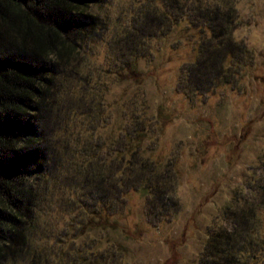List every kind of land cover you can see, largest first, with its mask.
Listing matches in <instances>:
<instances>
[{
  "label": "rangeland",
  "instance_id": "1",
  "mask_svg": "<svg viewBox=\"0 0 264 264\" xmlns=\"http://www.w3.org/2000/svg\"><path fill=\"white\" fill-rule=\"evenodd\" d=\"M99 1L92 10L107 26L92 41L87 61L94 80L98 70L103 74L107 119L101 130L116 135L120 125L134 123L135 112L146 114L152 121L138 124L141 143L144 154L157 159L158 186L166 194L157 199L132 191L115 222L85 224L87 216L68 192L54 190L34 218L39 243L54 244L58 252L45 264L74 263L79 247L89 264H201L212 229L226 223L227 207L256 204L264 187V0H217L234 4L223 10L235 26L218 36L186 21L158 27L147 38L150 51L138 59L136 79L117 75L114 60L119 50L127 54L124 33L148 0ZM149 29L140 28L144 34ZM199 42L209 59L186 74ZM77 66L87 70L79 60ZM195 86L202 94H192ZM142 174L140 182L149 176Z\"/></svg>",
  "mask_w": 264,
  "mask_h": 264
},
{
  "label": "trees",
  "instance_id": "2",
  "mask_svg": "<svg viewBox=\"0 0 264 264\" xmlns=\"http://www.w3.org/2000/svg\"><path fill=\"white\" fill-rule=\"evenodd\" d=\"M184 1L164 0L159 7L147 1L124 33L127 54L119 50L114 60L117 75L138 78V59L150 51L147 38L158 27L165 31L186 21L197 32L216 36L235 27L223 10L234 4L191 0L186 7ZM99 3L0 0V264H45L55 256L54 244L39 243L34 219L42 199L54 190L68 192L65 197L87 216L85 224L115 222L132 191L157 199L166 194L158 186L157 159L145 155L142 147L138 124L152 121L146 114L135 112L134 123L128 128L118 124L116 135L101 130L106 118L103 74L98 70L101 75L94 80L87 61L92 41L107 26L92 10ZM142 25H149L148 33L141 32ZM202 48L200 42L193 46L184 73L195 74L209 59ZM193 93L202 94L196 86ZM144 172L149 176L140 182ZM262 190L256 204L227 207L226 223L212 229L201 264H264ZM75 252L79 264L90 263L80 247Z\"/></svg>",
  "mask_w": 264,
  "mask_h": 264
}]
</instances>
